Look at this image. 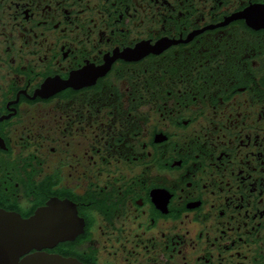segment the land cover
I'll return each mask as SVG.
<instances>
[{
	"label": "flooded vegetation",
	"instance_id": "1",
	"mask_svg": "<svg viewBox=\"0 0 264 264\" xmlns=\"http://www.w3.org/2000/svg\"><path fill=\"white\" fill-rule=\"evenodd\" d=\"M0 212L41 258L264 264V0H0Z\"/></svg>",
	"mask_w": 264,
	"mask_h": 264
},
{
	"label": "water",
	"instance_id": "2",
	"mask_svg": "<svg viewBox=\"0 0 264 264\" xmlns=\"http://www.w3.org/2000/svg\"><path fill=\"white\" fill-rule=\"evenodd\" d=\"M29 224L22 223L12 215L0 212V264H82L74 258L59 255L43 254L42 258L36 254L28 255L33 249L54 245L35 244L37 233L28 230ZM25 228H27L26 231ZM49 236L50 234L42 232L44 241ZM24 255L26 256L20 260V257Z\"/></svg>",
	"mask_w": 264,
	"mask_h": 264
}]
</instances>
